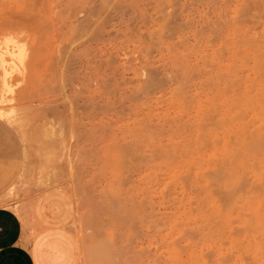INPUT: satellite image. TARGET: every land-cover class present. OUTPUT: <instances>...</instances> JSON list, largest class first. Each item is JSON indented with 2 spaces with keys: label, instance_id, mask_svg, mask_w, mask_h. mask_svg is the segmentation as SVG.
I'll return each instance as SVG.
<instances>
[{
  "label": "rangeland",
  "instance_id": "obj_1",
  "mask_svg": "<svg viewBox=\"0 0 264 264\" xmlns=\"http://www.w3.org/2000/svg\"><path fill=\"white\" fill-rule=\"evenodd\" d=\"M0 53L27 237L44 210L78 264H264V0H0Z\"/></svg>",
  "mask_w": 264,
  "mask_h": 264
},
{
  "label": "crops",
  "instance_id": "obj_2",
  "mask_svg": "<svg viewBox=\"0 0 264 264\" xmlns=\"http://www.w3.org/2000/svg\"><path fill=\"white\" fill-rule=\"evenodd\" d=\"M9 181L0 171V197L12 188ZM66 218L62 216L56 222L45 216L43 210L38 219L42 226L29 238L20 217L12 209L0 205V264H78L77 241L60 224Z\"/></svg>",
  "mask_w": 264,
  "mask_h": 264
},
{
  "label": "bare ground",
  "instance_id": "obj_3",
  "mask_svg": "<svg viewBox=\"0 0 264 264\" xmlns=\"http://www.w3.org/2000/svg\"><path fill=\"white\" fill-rule=\"evenodd\" d=\"M27 20V19H26ZM28 22V21H27ZM2 25V24H1ZM39 37V36H38ZM11 40V39H10ZM23 55L22 54V51H18L17 53V57L20 58V56ZM5 60L3 58V55L2 53H0V67L1 69L3 70L4 72V75L8 74V69L6 68V65H5ZM19 67V66H18ZM3 85L7 87L8 90H10V86L8 85V83L5 81H3ZM264 92H261L260 95L258 97H255L254 101H255V104L254 106L255 107H260L263 103H264ZM260 101V102H258ZM242 109H245V106L242 105ZM260 109V108H259ZM13 112V111H12ZM11 113V112H10ZM7 115V114H6ZM9 116V115H8ZM7 117V116H6ZM260 126H262L264 128V115H262V119H260ZM244 128V127H243ZM250 150L256 154V156H262L264 154V136L261 137V138H258L256 139L254 142H252L250 144ZM231 199V197H230ZM256 201L259 203L261 202L262 200L261 199H256Z\"/></svg>",
  "mask_w": 264,
  "mask_h": 264
}]
</instances>
